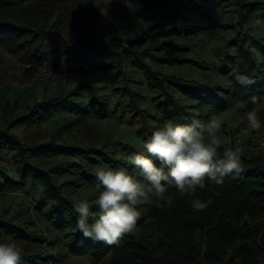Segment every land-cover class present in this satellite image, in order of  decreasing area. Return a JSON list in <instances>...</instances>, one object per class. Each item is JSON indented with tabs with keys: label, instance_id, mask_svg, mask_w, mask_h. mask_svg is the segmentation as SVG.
<instances>
[{
	"label": "trees",
	"instance_id": "1",
	"mask_svg": "<svg viewBox=\"0 0 264 264\" xmlns=\"http://www.w3.org/2000/svg\"><path fill=\"white\" fill-rule=\"evenodd\" d=\"M214 4L224 13L233 14L236 22L214 20L210 7L195 0H159L155 21L139 34L132 38L112 35L88 45L83 43L90 18L86 12L78 24L77 45L72 47L59 35L66 8L62 0H0V51L29 63L30 68L25 70L28 77L43 64L68 73H82L84 66L95 65L108 73L116 103L124 105L123 111L130 114L131 121L141 122L138 134L143 142L166 121L190 124L199 119L204 123L213 114L227 111L232 103L242 105L241 112L255 110L264 119V63L257 65L244 48L247 43L264 56V37L245 31L254 19H264V1L214 0ZM211 28L233 33L214 64L215 73L226 78L227 85L187 80L149 64L210 70L203 61L184 56L193 51L191 40ZM126 65L131 73L124 70ZM237 72L249 75L255 83L241 86L235 80ZM58 87L33 104L22 106L8 98L0 106V151L15 152L18 162L17 176L0 167V193L27 184L40 188L42 199L34 206V213L47 232L28 222L0 218V237L12 236L36 247L34 252H24L21 264L56 263L62 255L90 256L91 264H264V152L242 155V174L227 176L222 184L206 181L203 189L187 196L169 189L171 204L161 201L142 206L137 230L125 235L118 245L86 238L77 228L78 214L73 210V199L64 195V187L69 185L79 199L92 201L97 192L95 177L88 168L125 167L135 174L138 170L125 158L142 150L117 142L116 149L109 153L59 143L54 137L21 141L13 132L16 127L39 126L63 111L80 119L108 115L107 102L94 98L86 106L76 102L85 92L94 91L87 82ZM144 92L150 95L151 112L141 107ZM219 151L222 154L223 147ZM73 156L79 158L78 162L68 161ZM44 161L47 164L41 165ZM156 163L159 165V161ZM59 175L72 179L59 184ZM194 199L210 203L197 211L192 206ZM91 211L98 213L99 209L93 206ZM44 243L57 252L45 250Z\"/></svg>",
	"mask_w": 264,
	"mask_h": 264
},
{
	"label": "rangeland",
	"instance_id": "2",
	"mask_svg": "<svg viewBox=\"0 0 264 264\" xmlns=\"http://www.w3.org/2000/svg\"><path fill=\"white\" fill-rule=\"evenodd\" d=\"M132 8L127 7L122 0H111V3L106 4V0H62L66 8L63 11L62 23L59 29V35L72 47H76L78 38V24L81 22L83 13L89 12L90 18L86 26L84 45L98 43L102 40H108L112 35H119L125 38H132L134 35L142 32L147 24L155 21L157 13V4L159 0H131ZM197 3L208 5L210 14L214 20L222 23H235L236 19L233 14L224 13V11L215 7L214 0H195ZM264 1V0H262ZM55 18V17H54ZM206 25L209 24L205 20ZM255 37H264V33H253ZM233 37L232 32H220L216 29H209L191 40L193 45L192 53L184 56L191 57L195 60L203 61L210 70L198 71L188 66L161 67L149 61V64L165 74H171L184 79L198 81H212L226 84V78L220 77L215 73L214 64L217 61V55L220 48L227 40ZM20 61V60H19ZM14 63L6 52L0 51V106L4 105L6 99L11 98L17 100L20 105L33 104L41 100L43 97L49 96L56 89L65 86L77 84V82H87L93 88V92H85L83 96L76 99L77 103L86 106L91 99H99L100 101L109 104L108 115L104 118H96L89 116L87 119H80L77 114L69 111L58 113L55 117L39 126H18L13 132L20 138L21 141H29L33 138L39 140H49L54 137L56 141L68 145H79L82 147H92L97 150L112 153L116 148L117 142L127 143L142 150L143 140L138 134L141 128V122L131 121V116L123 111L124 105L119 101L116 103V97L112 93L113 85L111 76L103 70L96 69L89 72L85 76H74L70 73H64L61 78L48 77L47 79H34L29 87L20 90L12 87L15 82H25L30 77L25 76L27 69L23 64L26 62L20 61ZM23 63V64H22ZM124 70L131 73L130 67L126 65ZM37 73V72H36ZM69 83H66V82ZM146 96L141 102V107L151 112L150 95L144 92ZM238 103H232L228 108H235V113L225 111L222 113L225 117V125L222 128V134L231 140L233 148L240 147L242 155L244 146L239 145L235 140L240 135L238 127H229L232 120L239 118L242 123L240 125L247 126L245 113L241 112V107H237ZM264 108V106H263ZM111 110H113L112 113ZM264 123L261 115H258ZM0 123H2L0 110ZM152 124V123H151ZM122 125L128 126L127 133L119 132ZM262 127L261 129H263ZM243 138V136L241 135ZM15 152H13V156ZM251 155L255 156L251 153ZM251 157V156H250ZM78 157L73 156L68 161L78 162ZM46 165L44 161L41 165ZM14 168V172L10 176H17L16 169L18 162L13 157V162L10 166ZM94 168H88L90 172H94ZM10 170V168H9ZM15 178V177H14ZM72 178L67 175H59L57 181L59 184H64ZM64 195L69 198L79 199V195L75 193L69 185L63 189ZM42 199L40 188H32L26 186L11 192L0 193V218L3 220L13 219L15 222H28L40 228L46 234L45 226L41 225L34 213V206ZM24 252H34L36 247L31 244L21 242ZM42 247L49 252H57L44 243ZM90 256H64L60 257V261L51 264H91Z\"/></svg>",
	"mask_w": 264,
	"mask_h": 264
},
{
	"label": "clouds",
	"instance_id": "3",
	"mask_svg": "<svg viewBox=\"0 0 264 264\" xmlns=\"http://www.w3.org/2000/svg\"><path fill=\"white\" fill-rule=\"evenodd\" d=\"M109 3L111 0H106V4ZM249 29L254 34L264 33V19H254L245 26L246 32ZM244 48L251 52L257 65L264 63V56L255 47L246 43ZM235 80L241 86L255 83L249 75L239 72L235 73ZM252 100L255 102L254 97ZM228 111L235 113L236 109ZM245 115L247 131L255 132L264 127L255 110ZM225 123L223 114H213L204 123L199 119H193L190 124L166 121L152 130L143 142L142 152L125 158L133 169L138 170L135 174L125 167L97 166L93 172L95 199L72 200L73 210L78 214L77 228L86 238L108 246L118 245L125 235L137 230L143 214L142 206L161 201L171 204L167 195L169 189H175L180 196H187L198 188L203 189L206 181L222 184L227 176L241 175L244 171L242 149L233 148L231 140L222 134ZM241 123L237 117L229 127H239ZM118 131L127 133L128 126L122 125ZM222 147L221 154L219 150ZM13 172L14 168L10 167L9 175ZM208 203L194 199L192 206L194 210L201 211ZM93 206L99 209L98 213L91 211ZM24 251L22 243L12 236L0 237V264H21Z\"/></svg>",
	"mask_w": 264,
	"mask_h": 264
},
{
	"label": "built area",
	"instance_id": "4",
	"mask_svg": "<svg viewBox=\"0 0 264 264\" xmlns=\"http://www.w3.org/2000/svg\"><path fill=\"white\" fill-rule=\"evenodd\" d=\"M122 1L127 7L132 8L131 0H122ZM6 54L11 57L14 63L21 64L17 58L13 57L11 54H8V53ZM103 61H107V59H103ZM23 65L27 69H29L31 66L29 63H24ZM96 69L97 67L95 65H86L84 66L82 73L73 72L70 74L74 76H85L89 72L96 70ZM64 73H68V72L53 70L50 67H48L46 64H43L42 66L38 68L37 73L34 76L30 77L29 80L25 82H15L13 83L12 87L20 89V90H24L25 88L30 86L31 81L34 79L44 80V79H47L48 77L61 78ZM238 129H239L240 135H238L235 141L239 145L244 146L243 148L246 153L251 152L253 154H258L260 152H264V128L260 129L259 131L252 132V131L246 130L247 126L240 125ZM241 135L243 136V138L241 137ZM12 162H13V153L11 151L9 150L0 151V167L6 170L8 174H9V168Z\"/></svg>",
	"mask_w": 264,
	"mask_h": 264
}]
</instances>
